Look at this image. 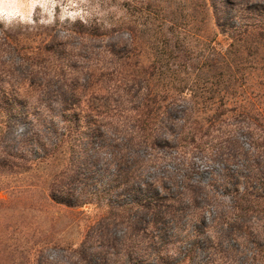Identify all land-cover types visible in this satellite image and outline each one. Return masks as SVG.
Instances as JSON below:
<instances>
[{
	"label": "rangeland",
	"instance_id": "374dc122",
	"mask_svg": "<svg viewBox=\"0 0 264 264\" xmlns=\"http://www.w3.org/2000/svg\"><path fill=\"white\" fill-rule=\"evenodd\" d=\"M214 1L219 25L206 16L203 0H0V86L26 92L27 105L39 108L37 116L48 114L46 104L57 108L54 94L74 83V77L84 83V71L92 73L93 80L84 104L89 98L102 104L105 120L130 115L132 96L136 98L143 85H129L132 95L122 96L107 53L109 48L124 51L129 32L145 64L155 55L161 57L158 71L169 77L158 82L160 97L166 93L163 86L178 89L166 99L180 105L174 111L175 134L187 118L189 103L238 100L245 110L233 112L232 117L239 119L231 120L233 125L221 122L196 130L235 140L233 149H225L215 160L216 147L192 150L172 143L137 149L135 189L158 179L171 194L185 186H194L197 192L194 201L176 202L157 225H142L144 219L146 224L152 219L144 210L123 217L110 211L111 202L127 206L132 191H123L120 197L116 191L83 207H67L50 206L37 189L15 196L0 189V264H23L30 250H40L41 264H264V228L259 221L264 212H254L246 218L250 226H242L235 210L237 198L223 184L226 172L242 168L252 158L264 176V138L257 143L260 130L256 134L248 130L250 122L259 124L264 117V39L253 35L249 44L252 39L257 44L231 54L236 75L229 80L222 62L231 41L227 31H221L228 21L223 9L237 11L226 0ZM233 1L264 7V0ZM79 20L98 24L101 34L91 40L68 34L66 30L80 27ZM3 114L0 141L15 146L16 138L26 131L24 119ZM186 129L193 131L191 124ZM255 144L260 145L258 151ZM229 153L234 155L232 160L226 159ZM95 173L85 181L89 188L107 186L108 173L106 178H100V170ZM137 219L141 229L134 231L130 223ZM93 234L106 235L109 243L88 240L84 245L83 240ZM134 236L136 243L131 240Z\"/></svg>",
	"mask_w": 264,
	"mask_h": 264
},
{
	"label": "trees",
	"instance_id": "16d2710c",
	"mask_svg": "<svg viewBox=\"0 0 264 264\" xmlns=\"http://www.w3.org/2000/svg\"><path fill=\"white\" fill-rule=\"evenodd\" d=\"M203 1L207 7L206 16H212L213 20L215 19L214 23L219 25L218 4L214 0ZM226 1L228 7L237 11L233 14L229 8L223 9L228 21L221 28V31H227L231 39L229 51L222 54V62L228 67L227 77L233 80L236 75L234 66L236 60L231 54L237 51L246 52L252 47L253 42L254 45L257 44L256 39H252L249 44L248 39L253 35L264 39V7L239 5L233 0ZM141 15L142 13L138 17ZM233 20L235 22H232ZM79 23L80 27L68 29L66 32L70 35H80L84 40L94 39L101 34V27L97 26L98 24L82 20H79ZM129 34L131 38L125 44L124 51L109 48L107 53L111 55L110 64L117 73L113 79L117 83L116 90L121 92L122 96L132 93L131 89H128L129 85L132 88L143 85L140 91L134 88L138 95L136 98L132 96L134 99L130 115L105 120L102 104H95L90 98L87 104H84L93 84L92 73L84 70L85 82L81 83L76 76L74 83L58 90L53 97L57 108L46 104L44 107L49 112L44 117L37 116L36 111H39L37 106L35 110L27 105L30 98L21 88L7 90L0 86V112L5 116L11 114L20 119L22 117L26 126V131L16 138L18 143L15 146L7 140L0 141V189H6L11 196L37 189L50 206L67 207H83L94 203L96 199L113 195L116 191H119L118 197L123 195V191H132V201L127 206L111 202L110 211L116 216L123 217L127 212L138 213L144 210L152 219L148 224L144 219L142 225L149 226L157 225L163 216L174 209L176 202L185 199L191 202L197 198L194 186H185L171 194L166 192L158 179L146 183L145 188L135 189L134 182L138 177V169L134 164L137 149L143 146L155 148L159 144L172 143L179 148L192 150L216 147L212 156L215 160L225 149H233L235 140L232 137L222 140V133L199 134L196 130L208 124L209 128L221 122H228V126L233 125L234 122L231 120L235 118L232 114L237 109L245 111L243 105L239 104L238 100L219 104L206 101L189 103L190 107L185 109L187 118H183L181 130L175 134L172 131L177 124L174 111L175 106L180 105L176 101L168 103L166 99L171 91L178 89L163 86L166 93L163 99L160 97V92H156L158 82L169 77L166 72L158 71L161 57L155 55L151 63L145 64L142 54L136 50L137 46L131 32ZM254 117L252 116L253 120ZM188 124L192 125L193 131L186 129ZM109 129L112 131L111 134ZM256 129L260 130L261 134L257 135L255 142L264 138V117L259 124L250 122L248 125L251 133L256 134ZM253 146L258 151L257 147L260 145ZM233 158L234 155L229 153L226 159ZM255 159L249 160L242 168L226 172L223 181L226 187L229 185L231 193L237 198L235 210L239 215L238 221L246 227L250 226L247 217L258 210L264 212V176ZM97 170L104 174L100 178H106L105 173H108L104 182L107 186L90 189V184L85 181L90 173L96 174ZM259 221L264 228V216ZM130 224L134 231L141 229L138 219L131 220ZM137 239L138 237L134 236L131 240L136 243ZM88 240L109 243L106 235L93 234L87 240H83L84 245ZM38 252L30 250L28 255L23 256L22 263L41 264L42 259L40 260Z\"/></svg>",
	"mask_w": 264,
	"mask_h": 264
}]
</instances>
